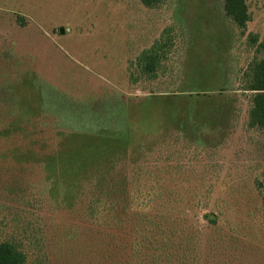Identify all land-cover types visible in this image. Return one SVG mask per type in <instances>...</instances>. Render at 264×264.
Listing matches in <instances>:
<instances>
[{"label": "rangeland", "instance_id": "obj_1", "mask_svg": "<svg viewBox=\"0 0 264 264\" xmlns=\"http://www.w3.org/2000/svg\"><path fill=\"white\" fill-rule=\"evenodd\" d=\"M248 2L253 18L242 31L223 0H163L153 8L141 0H0V127L10 125L9 111H22L26 129L0 139V240L13 239L27 264L124 260L119 245L131 224L108 231L86 219L84 205L70 213L48 195L42 159L69 127L108 129L127 131L131 159L141 160L129 168L140 197L132 209H148L154 191L177 194L176 204L163 202L177 208V221L154 234L161 264H264V129L248 126L251 93L242 89L250 62L264 55L248 39L264 36V0ZM160 38L169 44L158 78L135 80L137 57ZM180 92L181 116L189 102L204 106L202 126H219L213 107H222L221 130L206 132L203 144L187 129L173 130L164 105L146 99ZM16 148L36 155L12 157ZM123 208L116 207L119 218Z\"/></svg>", "mask_w": 264, "mask_h": 264}, {"label": "trees", "instance_id": "obj_2", "mask_svg": "<svg viewBox=\"0 0 264 264\" xmlns=\"http://www.w3.org/2000/svg\"><path fill=\"white\" fill-rule=\"evenodd\" d=\"M162 1L141 0L149 8L158 6ZM223 9L226 17L242 31H245L248 23L252 21L253 16L248 0H223ZM248 36L251 44L256 46V51L264 54V36L260 39L258 33L252 32ZM168 44V38L157 39L149 48L139 54L134 65L141 77H136L135 80L158 78ZM242 86L244 91L251 93L248 126L264 129V55L256 57L250 62L244 73ZM1 88L3 87L0 85V98ZM182 92L180 94L152 93L146 99L164 105L165 122L173 130L185 131L187 129L196 143L203 144L202 139L206 132L216 134L221 130L219 126L225 119L222 107H213L217 113L215 120L220 122L219 126L212 123L209 126H202L201 119L202 117L205 119L207 114L203 110L204 106L197 104V101L187 104L185 117L179 113L180 101L185 98ZM11 101L8 103L10 102L14 106ZM5 104L3 100H0V119H2ZM7 115H12V119L9 126L0 127V139L19 132L24 134L26 129L20 125L23 122L24 112L16 114L14 111H9ZM76 117H78L77 120L87 118L85 115H76ZM117 117L124 122L122 113ZM99 119L101 118L98 117L96 121ZM92 121L95 122V117ZM69 129V132H59L61 140L57 148L52 152L45 153L42 158L45 159L43 163L48 174L47 179L52 181V186L48 191L50 198L60 203L70 213H75L80 204L84 205L86 219L108 231L114 229L115 226L127 227L128 224H131L132 234L139 238L140 242L131 241L130 237L129 240H126L127 235L132 236V234L130 230H123L126 237L122 238L124 244L119 245V251H123L125 256L124 260L121 259L118 264H161V252L158 247L160 240L156 239L157 234H154L161 232L164 224L177 221V217L174 216L177 208L172 204H164L171 202L176 204L177 194L171 192L166 196L163 192L154 191L150 198H145L150 207L147 205L143 207L148 209L140 207L138 210L132 209L140 197L137 196L132 186L129 168L134 162L139 163L141 160L131 159L134 151L131 150V140L127 131L110 132L108 129H104L103 132L85 133L71 127ZM141 147L144 145L138 144V149ZM9 153L12 157L26 154L36 155L32 149L21 150L19 148L11 150ZM165 199L166 201H164ZM262 200L264 225V189ZM119 204H123L125 218H119L115 214ZM171 215L174 216V219H169L168 216ZM124 221L126 223H123ZM105 235L110 236V233L105 232ZM128 248L132 250V253H127ZM145 249H150L152 252L145 254ZM168 255L171 256V253L167 252ZM0 264H27V254L13 239L0 240Z\"/></svg>", "mask_w": 264, "mask_h": 264}, {"label": "water", "instance_id": "obj_3", "mask_svg": "<svg viewBox=\"0 0 264 264\" xmlns=\"http://www.w3.org/2000/svg\"><path fill=\"white\" fill-rule=\"evenodd\" d=\"M60 31H61V33H63L64 32V28H60Z\"/></svg>", "mask_w": 264, "mask_h": 264}]
</instances>
